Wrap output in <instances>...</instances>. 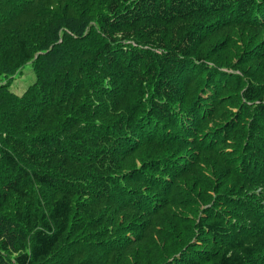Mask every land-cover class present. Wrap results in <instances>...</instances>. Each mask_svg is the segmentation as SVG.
<instances>
[{"label":"trees","instance_id":"trees-1","mask_svg":"<svg viewBox=\"0 0 264 264\" xmlns=\"http://www.w3.org/2000/svg\"><path fill=\"white\" fill-rule=\"evenodd\" d=\"M263 28L264 0H0V264H264Z\"/></svg>","mask_w":264,"mask_h":264},{"label":"rangeland","instance_id":"rangeland-1","mask_svg":"<svg viewBox=\"0 0 264 264\" xmlns=\"http://www.w3.org/2000/svg\"><path fill=\"white\" fill-rule=\"evenodd\" d=\"M222 31V33L223 32H226V30L225 29H222L221 30ZM259 33V36L262 38V39H264V28L263 29H261V30H257L256 31V34H255V36L257 35ZM226 36H230L231 37V32L230 33H228V34H226L225 36L224 35H222L221 34V36L220 37H218V39H217V42L216 43H218L219 41H222L223 39H224V37H226ZM250 36H253L252 34L250 35ZM233 37L234 38H231L229 41H231L232 43H228L229 45H230V51H231V53H232V51L234 50L233 49V44H235V39H236V37L233 35ZM257 42V41H256ZM257 44V43H256ZM227 48H229V47H227ZM255 49V48H254ZM214 52H216V51H214ZM225 52V54L223 53L222 54V52H220V54L219 53H217V56H225V57H227V54L228 53H226L227 51H224ZM228 55H230V54H228ZM222 58H224V57H222ZM218 61H216V63H217ZM218 64V63H217ZM243 66H245V67H248V66H250V64L249 65H243ZM252 66L253 67H255V70L257 71V72H260V71H262V70H264V58H263V60L261 59L259 62H258V64H252ZM238 73V71L237 70H235V71H233V74H237ZM263 74V73H262ZM33 81H34V75H33V73H32V71H31V69H30V67L29 66H26L25 68H23L22 69V71L15 77V78H13L12 79V81H11V83H10V89H11V92H13L14 94H16L17 96H21L25 91H26V89L33 83ZM2 82V79L0 78V83ZM2 83H4V82H2ZM228 152H232V149H228L227 150ZM202 168V167H201ZM205 173H207V174H210V170H208L207 169V171H205ZM212 176V175H211ZM259 190L260 189H258L257 190V192H259ZM212 197H214V195L212 196ZM207 208H209V206H200V209H199V213H198V218L199 217H204V216H206L207 214H208V212L207 211H205ZM162 209H164V208H162ZM158 210V209H157ZM183 210H185V209H183ZM222 210V209H221ZM158 211H161V209L160 210H158ZM203 211V212H202ZM162 212V211H161ZM167 212H168V214L171 212L172 214H178V212H179V209L178 208H170V209H168L167 211H166V215H167ZM181 212V211H180ZM182 212H184V211H182ZM185 212H186V210H185ZM160 216V215H159ZM168 216V215H167ZM198 218H197V220H198ZM150 220V219H149ZM151 221H152V223H151V227L152 226H154L155 225V227L156 228H158L157 226H158V223H156V221L154 220V219H151ZM185 223H182V226L184 225ZM184 228H186V227H184ZM184 230V229H183ZM144 235L143 236H145L146 237V239H148V235H149V239L151 240V241H156V244L157 243H159V241L157 240V238L158 237H156V234L152 231V229H151V231H149V229L148 230H145V232L143 233ZM197 237H198V235L196 236V233H195V235H194V237H193V239H192V244H195V252H202L200 249L201 248H204L205 246H201V245H198L199 243H198V241H197ZM154 245V243H149V242H144V240H142V241H140L139 243H138V241L133 245H131V247H124L123 248V246H122V249H121V251H118L117 253L121 256V259L122 260H127L128 261V263H130L131 261H132V257L134 256V251H135V248L137 247V246H144V245H146V246H149V245H151V246H153ZM155 246V245H154ZM153 246V247H154ZM217 248H215V247H208V246H206L205 247V249L204 250H207V251H204V252H206V256H205V259H207L206 257H209V256H211L212 254H214L215 253V251H219V250H216ZM12 251V250H11ZM13 252V251H12ZM10 252V253H1V257L3 258V261L4 262H11V263H13V260H14V257L17 255V254H19L18 252ZM152 255H153V253L152 252H150ZM141 255H143V256H141ZM155 255V254H154ZM140 256H141V258H143L145 255L142 253V252H140ZM153 257V256H152ZM175 259H177V260H180V254H177L175 257H174ZM173 258V259H174ZM173 259H171V260H169L168 262L170 263H172V260ZM183 259V261L184 260H187L186 261V263H188V264H206V263H204V262H201L200 261V259H198V258H196V257H194V256H190V257H187V259H186V257H184V258H182ZM183 262H181V261H178V263L177 264H182ZM173 264V263H172Z\"/></svg>","mask_w":264,"mask_h":264}]
</instances>
